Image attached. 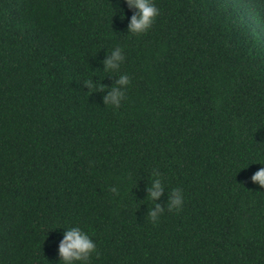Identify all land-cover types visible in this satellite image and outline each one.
<instances>
[{
    "label": "trees",
    "instance_id": "1",
    "mask_svg": "<svg viewBox=\"0 0 264 264\" xmlns=\"http://www.w3.org/2000/svg\"><path fill=\"white\" fill-rule=\"evenodd\" d=\"M155 3L137 36L123 0H0V264H60L74 225L90 264H264V0ZM117 45L118 109L83 86ZM153 167L185 195L155 224Z\"/></svg>",
    "mask_w": 264,
    "mask_h": 264
},
{
    "label": "clouds",
    "instance_id": "2",
    "mask_svg": "<svg viewBox=\"0 0 264 264\" xmlns=\"http://www.w3.org/2000/svg\"><path fill=\"white\" fill-rule=\"evenodd\" d=\"M123 2L132 10V15L128 18L127 34L139 36L148 32L160 12L155 0H123ZM121 18L124 19L125 17L122 16ZM125 60L126 56L121 46L117 45L110 50L107 49L101 63L105 72L119 73L114 82L109 86L94 77L86 78L83 81V86L88 91H92V93L103 91L105 93L102 96V102L105 106L118 109L126 100V92L132 81L127 72L120 71ZM250 180L264 188V166L257 169L251 175ZM110 191L118 194L119 188L112 186ZM165 191L164 174L158 167H153L150 171V182L146 187V198L152 202V206H148L146 215L153 224L159 221L166 210L179 212L184 206V190L180 187L172 188L168 192L165 204L159 203ZM62 228L64 232L57 247L60 264H90L94 255L99 256L97 243L88 231L76 225Z\"/></svg>",
    "mask_w": 264,
    "mask_h": 264
}]
</instances>
